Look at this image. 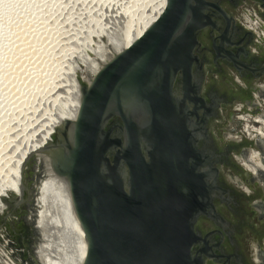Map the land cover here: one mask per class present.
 <instances>
[{"label": "water", "instance_id": "water-1", "mask_svg": "<svg viewBox=\"0 0 264 264\" xmlns=\"http://www.w3.org/2000/svg\"><path fill=\"white\" fill-rule=\"evenodd\" d=\"M246 6L264 22V0H166L131 46L75 79L77 116L39 152L67 185L81 264H264V173L238 166L264 141L234 118H264V47L233 18ZM27 161L14 206L30 195L35 213Z\"/></svg>", "mask_w": 264, "mask_h": 264}, {"label": "rangeland", "instance_id": "rangeland-1", "mask_svg": "<svg viewBox=\"0 0 264 264\" xmlns=\"http://www.w3.org/2000/svg\"><path fill=\"white\" fill-rule=\"evenodd\" d=\"M136 1L49 0L51 3H47L48 7H41V11L37 9L39 13L33 9L34 6H19L22 9L18 12L19 19L15 18L19 31L15 30L17 35L14 33V40H6L7 55L0 61L1 66L4 65L3 72L7 79H0L3 82L2 87L0 86L1 177L8 164L13 165V160L16 161L25 150L36 131H41L47 115L55 111L53 100L57 99L60 103L65 100L66 77L71 75V71H68V74L66 72L67 64L76 65L75 71L72 72L74 78L83 81H87L89 76L91 78L117 44V37L126 18V9L129 5L137 3ZM156 3L157 1L140 0L134 6L135 11L132 14L136 19H140ZM10 22L5 24L6 29L7 26H12L14 30V25H11L13 22ZM129 22L130 19H127L125 26H128ZM13 30L11 29L12 32ZM81 50L80 57H75L74 61L71 53ZM39 155L40 152H36L27 158L23 171L25 187L29 192H32V189L37 192L35 213L34 205L29 207L33 204L30 195L25 201L14 206V202L19 200V197H16L19 194L2 191L0 187V264H36L30 252L31 248L37 245V256L43 264L45 260H42L40 254L42 246L54 255L53 258L58 264L77 263L78 249L77 252L74 249L76 236L71 231V225L66 222L63 208L56 210L52 216L55 219L53 229L46 228L42 231L40 216L43 209L39 204V197L46 166ZM35 214V225L40 236L23 219L25 217L32 221Z\"/></svg>", "mask_w": 264, "mask_h": 264}, {"label": "bare ground", "instance_id": "bare-ground-1", "mask_svg": "<svg viewBox=\"0 0 264 264\" xmlns=\"http://www.w3.org/2000/svg\"><path fill=\"white\" fill-rule=\"evenodd\" d=\"M139 1L140 0H137L136 2L138 3ZM153 1L154 2L157 1V3L153 4V6H152L153 8H151L150 11H148V13H145L144 16H142L140 19H136L134 17V14H132L135 11L134 6L137 3H134V5L128 6V9H126V13H125L126 15L124 14L126 18H124L125 20L123 22L122 29L120 28L121 30H120L119 35L117 37V41H116L117 44L114 43L115 45L112 49V52H110L109 56H107L106 58L103 59V61L99 65V67L102 64H104L105 62H107V60H109L116 53L128 48L129 46H131L147 30V28L150 27L152 25V23L159 17L162 10L164 9L166 0H152V2ZM47 3L49 5L51 2L49 3V0H0V61L1 62H2V59H4L3 57L5 55H7V52H6L7 42H6V40H8L9 38H12V40H14V38L16 37L14 33H16V35H17V31H19L18 28L16 27L17 20L15 21V18L17 17L19 19L18 12H20V10H22L20 7L22 5H26L27 7L29 6V8H33V6H34L33 9H36L35 10L36 13L37 12L39 13L41 11L40 10L41 7L42 8L48 7ZM45 4H46V6H45ZM26 6H24V8ZM37 9H39L40 11ZM124 12H125V10H124ZM42 13H43V11H42ZM19 14H21V13H19ZM36 16H37V14H36ZM42 16H44V15H42ZM127 19H130V22H129L128 26H125V22ZM7 21L8 22L15 21L13 23H16V24H13L12 22H10V24L12 23L11 25H14V30H13L12 26H11L12 28L10 26H7L8 28L10 27L13 30V32L11 31L10 28L6 29L5 24L7 23ZM15 30H17V31H15ZM34 42H35V40H34ZM82 47H83V45H82ZM79 48H78V50H79ZM81 53H82V50L78 51V52L77 51L73 52V53H71V57L74 58V61H76L75 57H80ZM3 66H1V64H0V79L4 81L7 79H6V76L4 75V72H3ZM75 67H76V65L74 63H72V65L67 64V67H65L67 74H68V71H71V75L69 73L70 77L65 76L66 80H67V84H66V88H65L66 89L65 100L61 103L57 99L53 100V105H54L55 111L50 112L47 115V118L44 120L43 125L41 126L42 127L40 129L41 131H38V130L36 131V134H34L32 136V140L28 141V144L26 145L25 150L22 151V153L19 155L18 159L16 161L13 160V162H14L13 165H11V163H10L11 166H9V164H8L7 170H5V172L3 171V173H2L4 175L2 177L0 176L1 177L0 187H2L1 188L2 191H6V192L10 191V192L14 193L15 195H17V194L20 195L21 194V191H20V189H21L20 188V186H21L20 185V180H21L20 168L25 163L24 162L25 159L29 158L33 153L39 152L43 147H45V145L51 140V136L54 133L55 128L57 126H59L63 120H74L76 118L78 110H79V87L76 83V80H75L76 78H74L73 73H72L73 71H75ZM89 77H88V79H90ZM88 79H87V81H88ZM84 81H86V80L84 79ZM1 82L2 81H0V86H1ZM252 153H254V152H252ZM39 156H40V160L44 161V164L46 166L45 171L43 173L44 177H43V180L40 184L41 196L39 197V204L41 205V207L43 209L41 216H40V218H41L40 223H41V226L43 228L42 231H44L46 228L53 229L52 226L55 225V223H54L55 219H53L52 216L54 215V212H57L56 210L63 208L64 209L63 212L65 213L64 217L66 219V222H67V224L71 225L72 230L71 229L70 230L73 231V234H75V236H76V239H75L76 241L74 240L75 241L74 244H76V245L75 246L73 245L76 252L78 249V260H77L76 264H81L84 257H85V254H86V246L84 243L82 230L78 224V221L76 220V218L73 214L67 185L63 179L58 178L57 176H55L53 174V172L51 171L50 165H49L48 158L41 153ZM257 157H258V154L254 153V154H252V157H250V158L251 159L253 158L255 160ZM251 169L254 172L256 170L254 168H251ZM36 221H37V219H36ZM36 224H37V222H36ZM61 236H62V234H61ZM40 254H41L42 260L43 259L45 260V264H58V262H56L54 260L55 258H53L54 255L52 256V254L48 250H46V248L44 246L41 247Z\"/></svg>", "mask_w": 264, "mask_h": 264}, {"label": "flooded vegetation", "instance_id": "flooded-vegetation-1", "mask_svg": "<svg viewBox=\"0 0 264 264\" xmlns=\"http://www.w3.org/2000/svg\"><path fill=\"white\" fill-rule=\"evenodd\" d=\"M234 20L252 36L254 42L259 47H264V22L256 14L251 6L243 7L237 10L233 15ZM233 81L241 88H245L243 81L237 77H233ZM234 118L241 122L239 133L245 139L258 138L264 141V118L251 114L240 113L235 114ZM262 132V133H261ZM258 154L254 160L252 154ZM238 166L250 175H259L264 173V155L254 148H248L238 161ZM256 169L255 172L251 168Z\"/></svg>", "mask_w": 264, "mask_h": 264}]
</instances>
